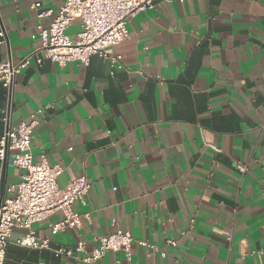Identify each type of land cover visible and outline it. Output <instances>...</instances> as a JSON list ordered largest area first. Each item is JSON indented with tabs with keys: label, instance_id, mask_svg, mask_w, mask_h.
Returning <instances> with one entry per match:
<instances>
[{
	"label": "crops",
	"instance_id": "0c3cea01",
	"mask_svg": "<svg viewBox=\"0 0 264 264\" xmlns=\"http://www.w3.org/2000/svg\"><path fill=\"white\" fill-rule=\"evenodd\" d=\"M37 2L52 14L38 17ZM63 3L0 0L15 62L42 45L39 25ZM128 28L110 48L123 57L114 73L93 55L88 65L33 60L17 75L13 123L36 115L34 161L61 163L60 187L83 175L91 183L87 204L74 203L80 226L53 234L57 212L34 224L37 235L91 250L124 229L167 251L134 241L132 259L108 251L92 264L264 263V0L158 2ZM81 30L76 19L68 34ZM4 104L0 82V135ZM22 172L9 167L6 183ZM27 232L14 229L6 264H89L21 244Z\"/></svg>",
	"mask_w": 264,
	"mask_h": 264
},
{
	"label": "built area",
	"instance_id": "2783aa9c",
	"mask_svg": "<svg viewBox=\"0 0 264 264\" xmlns=\"http://www.w3.org/2000/svg\"><path fill=\"white\" fill-rule=\"evenodd\" d=\"M165 1L172 0H64L50 26L39 25L42 45L18 62L12 58L7 28L1 26L0 46L7 48L8 59L0 62V82L5 88V104L1 109L5 128L0 135V264H6L7 247L15 228L28 231L19 240L21 244L34 248H52L57 257L77 263H96L108 251L118 250H125L127 257L132 259L131 247L134 241L160 251L166 257L165 248L146 239H136L131 231L124 229L96 237L91 250L85 240L75 245L52 247L51 237H39L34 224L57 212H62L64 217L53 224V234L81 225L82 214L74 209V203L79 200L87 204L86 196L91 183L83 175L60 187L58 178L64 171L63 165L51 164L45 153L40 161H34L32 133L38 123L36 115L30 121L22 120L17 126L13 123L16 78L33 60L38 64L48 58L61 65L71 61L88 65L93 55H99L110 61L111 72L114 73L116 66L123 67V57L111 52L110 48L130 37L129 19ZM41 5V2L34 4L38 9V17L50 16L52 10L40 9ZM76 19H81L82 30L78 38H72L68 29ZM11 166L23 172L19 181L7 184L6 174ZM86 215L89 216L88 213ZM168 244H175V241L169 240Z\"/></svg>",
	"mask_w": 264,
	"mask_h": 264
},
{
	"label": "rangeland",
	"instance_id": "374dc122",
	"mask_svg": "<svg viewBox=\"0 0 264 264\" xmlns=\"http://www.w3.org/2000/svg\"><path fill=\"white\" fill-rule=\"evenodd\" d=\"M5 50H6V47L3 45L2 46V51H4L3 52V56H4V59L6 60L7 59V56H6L7 54H6Z\"/></svg>",
	"mask_w": 264,
	"mask_h": 264
},
{
	"label": "water",
	"instance_id": "95a60500",
	"mask_svg": "<svg viewBox=\"0 0 264 264\" xmlns=\"http://www.w3.org/2000/svg\"><path fill=\"white\" fill-rule=\"evenodd\" d=\"M3 60V52L2 47L0 46V62Z\"/></svg>",
	"mask_w": 264,
	"mask_h": 264
}]
</instances>
